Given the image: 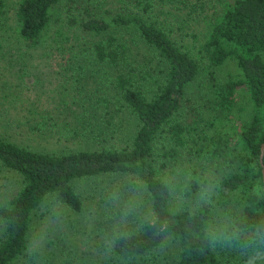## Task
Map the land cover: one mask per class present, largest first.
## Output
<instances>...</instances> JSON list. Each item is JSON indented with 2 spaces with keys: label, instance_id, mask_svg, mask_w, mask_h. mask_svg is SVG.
<instances>
[{
  "label": "trees",
  "instance_id": "1",
  "mask_svg": "<svg viewBox=\"0 0 264 264\" xmlns=\"http://www.w3.org/2000/svg\"><path fill=\"white\" fill-rule=\"evenodd\" d=\"M223 1L18 0L20 39L67 58L82 99L122 112L133 133L122 146L68 151L0 136V164L18 175L0 205V264H75L76 183L101 175L123 178L98 210L90 264H264V0ZM169 8L203 24L197 51L176 40ZM226 62L240 74L221 79ZM240 90L245 118L234 113ZM206 190L214 204L198 202ZM42 223L51 237L35 245Z\"/></svg>",
  "mask_w": 264,
  "mask_h": 264
},
{
  "label": "rangeland",
  "instance_id": "2",
  "mask_svg": "<svg viewBox=\"0 0 264 264\" xmlns=\"http://www.w3.org/2000/svg\"><path fill=\"white\" fill-rule=\"evenodd\" d=\"M218 10L223 0H208ZM226 1V0H225ZM230 1V0H228ZM6 12L0 16V41L3 50L0 53V136L36 150L68 151L73 149L93 148L99 145L122 146L130 141L132 126L121 112L109 117L103 105L84 101L73 87L72 79L67 75L70 65L62 54L50 55V49H33L20 39L16 14L18 0H5ZM105 6L115 9L118 4L110 2ZM210 7H208L210 9ZM168 10V9H167ZM170 21L176 26V40L197 51L200 40L201 23L193 17L190 8L170 9ZM211 12V10L209 11ZM208 12H206L207 14ZM54 44V43H53ZM143 53L134 58L133 67L142 61ZM240 74L235 63L226 62L218 69V76L229 79ZM95 81L91 82V86ZM108 88L107 92L115 103L119 98ZM244 108L240 111L239 109ZM251 110L246 91L240 90L234 108L236 117H246ZM40 127L34 130V127ZM17 174L0 164V205L6 202L12 186L17 181ZM121 175H101L82 179L76 183V189L84 201V209L77 214L79 234L76 237L77 254L75 264L88 262V238L95 231L98 210L111 195L115 194L116 185ZM211 190L203 192L198 202L212 203ZM184 199H175L173 205ZM48 223H42L34 231L33 244H44L51 235L47 231ZM95 228V230H94ZM50 234V233H49ZM87 242V243H86ZM82 256V257H81Z\"/></svg>",
  "mask_w": 264,
  "mask_h": 264
},
{
  "label": "water",
  "instance_id": "3",
  "mask_svg": "<svg viewBox=\"0 0 264 264\" xmlns=\"http://www.w3.org/2000/svg\"><path fill=\"white\" fill-rule=\"evenodd\" d=\"M263 158H264V143L262 144L261 147V163L263 165ZM263 175H264V167H263Z\"/></svg>",
  "mask_w": 264,
  "mask_h": 264
}]
</instances>
